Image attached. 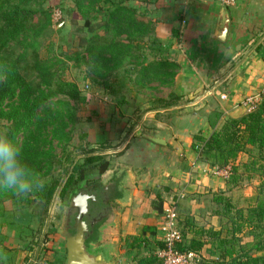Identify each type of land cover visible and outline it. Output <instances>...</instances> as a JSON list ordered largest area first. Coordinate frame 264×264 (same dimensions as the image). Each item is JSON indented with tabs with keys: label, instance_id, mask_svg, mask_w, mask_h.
<instances>
[{
	"label": "rangeland",
	"instance_id": "1",
	"mask_svg": "<svg viewBox=\"0 0 264 264\" xmlns=\"http://www.w3.org/2000/svg\"><path fill=\"white\" fill-rule=\"evenodd\" d=\"M105 1L48 0L20 6L36 14L28 22L39 23V26L29 30L28 36L11 42L0 56V72L15 66L17 72L32 86L38 82L32 69L37 56L47 63L54 81L76 84L81 95L88 99L86 104L79 105L68 102L64 95L50 98L44 104L45 107L37 112V120L30 130L17 136L16 145L21 152L27 143L37 146L41 151L40 159L45 161L44 164L39 168H31L45 180V187L24 200L17 199L10 191L0 189V249L7 253V259L0 260V264H58L64 259L65 238L60 234L59 225L61 212L79 187H84L88 181H106L114 174L116 158L123 152L126 140L136 133L133 131L143 116L142 110H135L137 102H144L147 106L145 109L149 110L148 106L162 107L179 101L173 92L175 70H154L147 72L143 81H136L137 72L157 58L151 51L157 42L152 35L154 25L149 20L151 4L157 0H109V3L114 4L125 1L134 19L148 26L149 30L143 32L140 38L134 28L127 31L128 35L120 34L114 24L101 30L99 25H104L105 20L99 18L91 20V36L85 35L87 29L81 19L83 13L103 9L104 14L108 11L106 9L113 8L110 4L105 6ZM84 36L87 42L83 45ZM263 87L264 83L255 95L241 99L238 106L242 107V103L249 98H253L255 104L264 101ZM111 91H115L114 96ZM123 97L125 102L119 103ZM131 97L134 98L132 104L128 102ZM22 103L16 95L0 103V131L8 132L12 122L7 116ZM116 105L122 108L117 109ZM131 106L133 109L130 111L126 109ZM241 109L245 113L244 108ZM143 119L146 124L144 127L152 125L151 119L148 120L145 115ZM144 127L141 126L140 131ZM251 157L253 160L257 158L252 148L238 155L234 163V166L238 165L234 175L237 176L236 181L231 175L233 166L224 168L228 172L225 177L227 192L224 195L220 191L207 193L208 201L217 197L221 199L218 215L213 207V220L205 221L207 224L201 226L222 230V237L230 238L228 230L232 225L229 216L235 215L234 210L237 208L246 209L252 205L256 194L264 195V177L252 167L248 169L241 165L249 163ZM104 160L108 162V169L100 174L98 165ZM212 169L217 173L225 171L218 167ZM79 174L82 179L78 178ZM47 197L49 199L45 204ZM171 202L178 208L179 203L175 200ZM224 203H230L231 206L229 214L225 216ZM154 204L157 202H153V208ZM111 206L117 218L96 230L94 242L88 244V250L103 255L107 262L115 261L117 264H136L140 258L153 255L155 244L152 242L147 247L133 250L131 256L127 250L134 238L154 240V236L149 233L143 234V229L151 225L156 232L158 221H140V218L130 221L131 217L122 221L124 210L117 204ZM207 207L209 210L211 204ZM147 211L139 214L146 215L145 220L151 217L150 209ZM176 211L178 215V209ZM28 221H36L37 224L26 232L23 225ZM6 237L8 239L4 240ZM237 237L241 246L251 241L245 232L238 233ZM132 256L133 261L130 260ZM209 258L207 255L204 258L199 256V264H210Z\"/></svg>",
	"mask_w": 264,
	"mask_h": 264
},
{
	"label": "crops",
	"instance_id": "2",
	"mask_svg": "<svg viewBox=\"0 0 264 264\" xmlns=\"http://www.w3.org/2000/svg\"><path fill=\"white\" fill-rule=\"evenodd\" d=\"M154 3L149 20L157 46L151 51L156 62L176 65L173 92L179 101L166 107L148 106L149 110L142 101L135 105L143 116L114 163V172L121 177L116 204L124 210L122 221L131 217L130 221L140 218L159 224L158 206L175 200L179 221L193 218L200 225L207 224L205 221L213 220L211 210L215 207L207 193L220 191L224 195L226 181L194 151L193 145H202L194 138L201 134L208 139L227 118L244 114L238 102L255 95L264 83V0H236L231 7L216 0ZM223 22L226 29L221 34ZM133 99L128 102L132 104ZM144 115L151 119L148 128L144 127ZM153 202H157L154 208ZM148 209L151 217L145 220L146 215L139 214ZM36 224L28 221L23 229L28 232ZM205 253L203 249L197 254L209 256Z\"/></svg>",
	"mask_w": 264,
	"mask_h": 264
},
{
	"label": "trees",
	"instance_id": "3",
	"mask_svg": "<svg viewBox=\"0 0 264 264\" xmlns=\"http://www.w3.org/2000/svg\"><path fill=\"white\" fill-rule=\"evenodd\" d=\"M37 1L48 0H0V56L11 42L18 40L19 37L28 36L29 30L38 28L39 23L28 22L36 14L20 7ZM109 4L113 5V8L106 9L108 11H105L104 14L103 9L91 11L87 14L83 13L81 19L84 21L83 26L87 29L85 35L90 34L91 36L90 30L93 26L91 20H98V18L105 20L104 25H99L101 30L114 24L120 34L128 35L127 31L134 28V32L139 35L138 38L143 32L149 30L147 25H143V23L134 19L130 13L132 11H129L125 1L114 4L106 0L104 3L105 6ZM86 42L87 38L84 36L83 45ZM108 46H111V44ZM32 69L38 79L34 86L25 81L17 72L15 66L8 69V71L0 72V76L4 77L0 80V103L6 98H13L15 95L20 102H23L18 109H14L7 116V119L12 122L7 135L15 145L17 136L23 131L30 130L34 121L37 120V112L45 107L44 104L50 98L56 95H64L70 103L82 105L88 102L87 97L81 95L76 84L68 81H54L47 63L37 56H35ZM165 69L175 70L176 65L168 61L148 63L147 67H143L137 72L136 81H143L147 72ZM111 94L114 96L115 91H111ZM122 102H125L124 97L121 102L119 101V103ZM153 107L161 106H152L151 108ZM194 139L202 144L199 146L193 145L194 151L200 153V156L203 157L202 159L207 162L209 167H218L225 170L227 166H233V173L231 174L233 181L237 180V176L234 175H236L238 165L234 166V163L238 155L245 153L248 148L254 149L257 158L253 160L251 157L249 163L241 165L248 169L252 167L255 172L264 177V101L258 103L249 113H244L236 118H227L222 127L214 130L208 139L201 136V134H198ZM40 152L37 146L34 147L27 143L21 152V158L30 168L31 166L39 168L45 162L40 159V156H42ZM256 165L257 168H254ZM98 166L99 173L103 174L108 169V162L101 161ZM78 178L82 179V175L79 174ZM48 199L49 197L46 198L45 204H47ZM212 201L216 208V215H218V205L221 199L217 197ZM164 207L160 204L157 208L160 217H162ZM223 207L226 210V213L223 214L225 216L229 214L230 203H224ZM234 212L235 215H230L228 219L232 225L231 229L228 230L231 234L230 238L222 237V230L198 225L199 223L193 221V218L192 220L186 218L181 221L178 218L182 238V242L178 245L179 251L201 253L205 249L209 255L208 257H210L209 259H211L210 264H264V195L261 193L256 194L252 205L246 209L237 208ZM244 232L251 241L241 246L237 234ZM145 233L154 236V240L150 241L142 237L134 238L127 250L129 256L133 255V250L139 249L141 246L147 247L149 242L154 243L157 250L163 248V243L155 237L154 228L145 227L143 234ZM154 253L140 258L136 264H161ZM130 260L133 261V256Z\"/></svg>",
	"mask_w": 264,
	"mask_h": 264
},
{
	"label": "flooded vegetation",
	"instance_id": "4",
	"mask_svg": "<svg viewBox=\"0 0 264 264\" xmlns=\"http://www.w3.org/2000/svg\"><path fill=\"white\" fill-rule=\"evenodd\" d=\"M118 175V172H114L106 181H88L84 187H79L69 199L70 202L73 196H78L75 207L67 213V231L71 235H75L79 230L85 228L87 230V246L94 242L96 230L100 226L117 218V214L111 205H116V199L121 192V177ZM84 201L86 202L85 205ZM62 216L63 210L59 225H61Z\"/></svg>",
	"mask_w": 264,
	"mask_h": 264
},
{
	"label": "clouds",
	"instance_id": "5",
	"mask_svg": "<svg viewBox=\"0 0 264 264\" xmlns=\"http://www.w3.org/2000/svg\"><path fill=\"white\" fill-rule=\"evenodd\" d=\"M4 77L0 76V80ZM45 187V180L21 158V149L13 144L6 132L0 131V189L13 193L24 200ZM7 253L0 249V260Z\"/></svg>",
	"mask_w": 264,
	"mask_h": 264
},
{
	"label": "built area",
	"instance_id": "6",
	"mask_svg": "<svg viewBox=\"0 0 264 264\" xmlns=\"http://www.w3.org/2000/svg\"><path fill=\"white\" fill-rule=\"evenodd\" d=\"M216 1L224 7H231L236 3V0ZM262 93L264 96V87ZM256 105L257 104L253 102V98H249L242 103L245 113L252 111ZM220 174L223 177H227L228 172L225 170ZM157 231L159 240L163 243V248L157 250L155 256L161 261V264H199L200 259L197 253L181 252L178 249V245L182 242V238L178 225V215L175 203L170 202L164 207Z\"/></svg>",
	"mask_w": 264,
	"mask_h": 264
},
{
	"label": "water",
	"instance_id": "7",
	"mask_svg": "<svg viewBox=\"0 0 264 264\" xmlns=\"http://www.w3.org/2000/svg\"><path fill=\"white\" fill-rule=\"evenodd\" d=\"M221 34L226 29V22L222 23ZM151 140L155 141L156 138L150 137ZM78 196H73L67 206L63 208L62 222L60 225V234L65 238L66 256L60 260L58 264H117L115 261L107 262L103 255L93 254L88 250L86 244V233L87 230H79L75 235H71L67 231V213L71 208L75 207V201ZM86 202L84 201V205Z\"/></svg>",
	"mask_w": 264,
	"mask_h": 264
}]
</instances>
